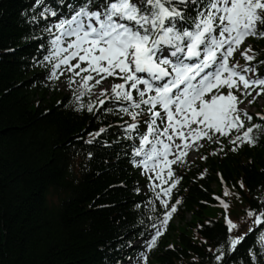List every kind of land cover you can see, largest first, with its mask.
<instances>
[{
    "label": "trees",
    "instance_id": "trees-1",
    "mask_svg": "<svg viewBox=\"0 0 264 264\" xmlns=\"http://www.w3.org/2000/svg\"><path fill=\"white\" fill-rule=\"evenodd\" d=\"M34 1L0 0V264H117L120 253L135 252L126 242L146 233L152 212L136 191L138 172L115 156L117 136L127 139L117 126L123 117L104 108L89 112V96L78 109L75 95L47 94L43 84L52 87L36 68L40 42L28 19ZM253 46L264 61V37ZM102 127L108 138L98 135L99 147L86 137ZM79 157L86 166L68 169ZM220 175L231 194L227 210L242 221L235 217L258 208L264 195V135L255 145L226 147L225 155L207 153L189 169L178 191V225H171L151 264H217L213 250L232 235L213 199L224 194ZM258 238L252 233L226 261L247 264Z\"/></svg>",
    "mask_w": 264,
    "mask_h": 264
},
{
    "label": "snow or ice",
    "instance_id": "snow-or-ice-1",
    "mask_svg": "<svg viewBox=\"0 0 264 264\" xmlns=\"http://www.w3.org/2000/svg\"><path fill=\"white\" fill-rule=\"evenodd\" d=\"M35 4L41 10L30 17L32 23L41 17H56L41 30V35L57 33L46 49L45 59H55L49 79L58 78L57 72L64 66L72 74L70 81L79 77L83 89L90 90L106 76H119L121 82L113 83L110 90L101 89L105 95L98 103L119 101L121 111L132 117L133 122L127 124L131 131L137 130L141 113L148 114L146 133L132 149L143 159L133 162L144 168L151 163L150 171L156 172L161 183H165L161 176L165 169L167 177H172L167 187L152 189L163 211L153 214L148 222L151 232L140 242L150 251L182 203V197H172L179 177L174 176L171 165L187 162L190 142L207 138L219 143L216 133L227 136L235 129V139L229 136L235 150L238 144H256L257 136L264 135V125L245 124L242 117L252 121L253 115L240 107L247 96L264 93V75L257 74V66L240 65L233 59L246 37H264V0H76L66 4L68 13L60 15L46 0H35ZM256 53L251 45L241 51L249 62L256 59ZM81 62L87 63L81 66ZM84 90L79 95H84ZM87 110L93 111V106L89 104ZM255 115L264 119V113ZM158 122L163 127H158ZM104 130L100 128L96 135ZM240 185L244 187L242 180ZM258 199V208L246 210L245 220L254 217L247 231L240 232V225L227 219L229 233L236 229L237 234L229 235L213 250L217 264H235L226 257L256 231L260 247L248 248L247 264H264V195ZM224 207H229L227 202ZM135 243L126 242L128 246ZM148 251L140 252L137 264H148Z\"/></svg>",
    "mask_w": 264,
    "mask_h": 264
},
{
    "label": "bare ground",
    "instance_id": "bare-ground-1",
    "mask_svg": "<svg viewBox=\"0 0 264 264\" xmlns=\"http://www.w3.org/2000/svg\"><path fill=\"white\" fill-rule=\"evenodd\" d=\"M35 2V1H34ZM99 3V2H98ZM189 10H191L192 11V8L190 7L189 8ZM42 24H38V27L39 26H41ZM32 29V28H31ZM258 38H260V37H252V39H256L257 41L259 40ZM241 47H242V49H245V46H244V44H241L240 45ZM50 47H51V45H50ZM243 56V55H242ZM244 57V56H243ZM259 60H257L256 62H254V63H257ZM83 63H87V62H83ZM60 73H62V74H60ZM49 74L50 73H48V74H46V73H44L43 75H44V79H41V80H44V82L47 84V85H49V86H51L52 88H49V87H47V86H45L44 84H43V88L46 90V92H47V94L48 95H51V96H58V95H62V96H60V98L61 99H65L66 97H68L69 95H75L76 97L77 96H79V92L81 91V90H84L83 89V85L80 83V81H79V77H77L76 79H74V80H69V77L72 75L71 73H69L68 71H61V70H58V72H57V74H58V78H54V79H49L48 78V76H49ZM258 75H264V72H258L257 73ZM83 75V74H82ZM111 77H113L114 79H109L110 81H105V80H102V81H100V84H103L104 86H106V87H111L112 86V84L113 83H118V82H121V77H119V76H111ZM105 79V78H104ZM89 83H92V82H89ZM95 84H99V83H94L93 85H95ZM97 86V85H96ZM96 86H94L93 87V89L96 87ZM92 89H90V90H84V95H82V96H85V97H88V96H86V95H88L89 94V92L91 91ZM27 91V90H26ZM135 90H133V95L134 96H136V97H138L137 95H135L134 92ZM98 93H99V91H98ZM78 101H80V103H83V99L81 100V98H79V99H77ZM90 102H91V105L92 106H94L96 109H99L98 108V105L95 103V102H93V101H91V100H89ZM251 101V102H250ZM261 101H262V103H264V96H262V98H261V100H260V103H261ZM59 103H62V101L61 102H58V104ZM115 104H117L118 106L120 105V102L119 101H115L114 102ZM248 103H249V105L248 104H244V106H246V108H248V107H250V108H255V109H259L261 106H260V104H258L257 103V101L256 100H254V99H252L251 97H249L248 96ZM242 105V104H241ZM109 109H111V108H109ZM93 112L95 113L96 111H95V109L93 108ZM98 113H96V115H97ZM142 114V113H141ZM76 115H78V116H80V114H78V113H76ZM141 117H145V116H142V115H140ZM146 116H148V114L146 115ZM122 121H120V123H123V121L124 120H129V116L127 115V114H125V113H122ZM248 121V120H247ZM253 121V120H252ZM124 125V124H123ZM109 130V129H108ZM108 130L107 129H105V132L107 133L108 132ZM139 131L141 132V133H143L144 132V129H142V130H138V131H136V134L138 135V133H139ZM138 132V133H137ZM99 135H101V136H105L106 137V139L108 138V134H102V132L99 134ZM92 137H94L95 138V140H94V142H97L98 144H99V147H102V146H100V144L101 143H103V142H100V140L98 139V135H96V133H95V131H92L91 133H89L88 134V136L86 137L87 139H92ZM232 139L234 140L235 139V137H232ZM116 142L118 143V146H117V148H118V152L117 153H115V156H119V158H120V160H122V161H124V160H126L127 162H128V160L127 159H130V160H137V161H140V160H142L143 158L142 157H140V156H137L136 154H134V152L132 151V149H133V147L134 146H139V139L137 140V139H129V138H127L126 140L124 139H121L119 136H117V138H116ZM228 145H230V146H225V147H223V151L221 152L220 151V148H221V146L220 145H217V144H210V146H209V148L211 149V150H214V151H217V153H221V154H223V155H225L226 154V147H231V148H233V145L230 143V141H229V138L227 139V142H226ZM245 144H248V143H244V144H242V145H240V144H238L237 145V147L236 148H241L242 146H244ZM104 145H109V144H107V143H104ZM249 145H255V144H249ZM147 150V149H146ZM203 157H205V156H203ZM71 161V165H69V167H68V169H70L71 167L70 166H73V165H75V170H76V172H79V170H80V168H82V167H84V166H86V165H82V163H80L81 162V160H82V158L81 157H79V158H72V159H70ZM78 169V170H77ZM87 170H88V167H87ZM186 170H188V169H186ZM80 172H82V171H80ZM71 175V174H70ZM228 209V208H227ZM229 212H230V210H228ZM143 213H146V212H143ZM137 254H139V253H137ZM129 257L125 254V253H120V258H119V260H118V262H121V260H123V261H125V262H128V263H132L129 259H128Z\"/></svg>",
    "mask_w": 264,
    "mask_h": 264
},
{
    "label": "rangeland",
    "instance_id": "rangeland-1",
    "mask_svg": "<svg viewBox=\"0 0 264 264\" xmlns=\"http://www.w3.org/2000/svg\"><path fill=\"white\" fill-rule=\"evenodd\" d=\"M99 93H102L101 90L99 91ZM261 103H262V101H261ZM261 103H260V104H261ZM225 210H226V209H225Z\"/></svg>",
    "mask_w": 264,
    "mask_h": 264
}]
</instances>
